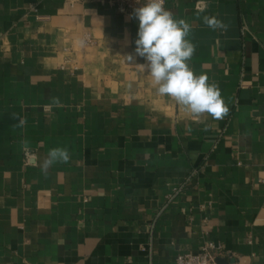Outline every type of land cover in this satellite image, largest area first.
<instances>
[{
	"label": "crops",
	"instance_id": "obj_1",
	"mask_svg": "<svg viewBox=\"0 0 264 264\" xmlns=\"http://www.w3.org/2000/svg\"><path fill=\"white\" fill-rule=\"evenodd\" d=\"M165 8L191 24L189 65L218 85L223 119L157 95L133 12L0 0V264H175L206 242L264 264V0ZM57 147L68 163H30Z\"/></svg>",
	"mask_w": 264,
	"mask_h": 264
},
{
	"label": "clouds",
	"instance_id": "obj_2",
	"mask_svg": "<svg viewBox=\"0 0 264 264\" xmlns=\"http://www.w3.org/2000/svg\"><path fill=\"white\" fill-rule=\"evenodd\" d=\"M165 0H146L142 6L133 10L132 18L138 20V33L135 39V56L145 63L138 66L151 81L156 93L175 101L194 119L207 114L221 120L229 113L218 85L209 82L205 74L196 75L189 62L196 51V45L187 37L192 26L184 19H176L165 7ZM203 23L214 31H226L228 25L214 16H203ZM133 61L132 54L126 56ZM55 103L59 104L58 98ZM21 126L24 121L21 120ZM25 152L29 151L28 142H22ZM70 153L67 148H52L43 160L31 156L30 163L38 165L43 174L56 163H68Z\"/></svg>",
	"mask_w": 264,
	"mask_h": 264
},
{
	"label": "built area",
	"instance_id": "obj_3",
	"mask_svg": "<svg viewBox=\"0 0 264 264\" xmlns=\"http://www.w3.org/2000/svg\"><path fill=\"white\" fill-rule=\"evenodd\" d=\"M102 4L114 7L120 13H129L146 3V0H97ZM166 2V0H165ZM165 7V5H164ZM222 252V247L210 242L204 243L196 253L177 255L175 264H217L216 259Z\"/></svg>",
	"mask_w": 264,
	"mask_h": 264
},
{
	"label": "water",
	"instance_id": "obj_4",
	"mask_svg": "<svg viewBox=\"0 0 264 264\" xmlns=\"http://www.w3.org/2000/svg\"><path fill=\"white\" fill-rule=\"evenodd\" d=\"M233 261L234 260L232 258L229 260L230 263H233ZM216 262H217V264H227L226 261H224L223 259H220V258H217Z\"/></svg>",
	"mask_w": 264,
	"mask_h": 264
}]
</instances>
